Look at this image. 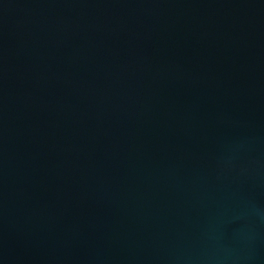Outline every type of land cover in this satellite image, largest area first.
I'll list each match as a JSON object with an SVG mask.
<instances>
[{"label": "water", "instance_id": "water-1", "mask_svg": "<svg viewBox=\"0 0 264 264\" xmlns=\"http://www.w3.org/2000/svg\"><path fill=\"white\" fill-rule=\"evenodd\" d=\"M0 264H264V0H0Z\"/></svg>", "mask_w": 264, "mask_h": 264}]
</instances>
